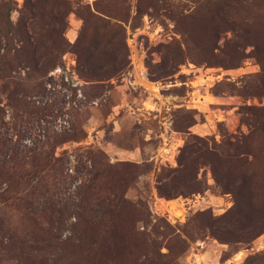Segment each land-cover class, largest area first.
<instances>
[{
  "label": "rangeland",
  "instance_id": "rangeland-1",
  "mask_svg": "<svg viewBox=\"0 0 264 264\" xmlns=\"http://www.w3.org/2000/svg\"><path fill=\"white\" fill-rule=\"evenodd\" d=\"M3 27L10 222L80 216L69 264H264V0H0Z\"/></svg>",
  "mask_w": 264,
  "mask_h": 264
},
{
  "label": "trees",
  "instance_id": "trees-1",
  "mask_svg": "<svg viewBox=\"0 0 264 264\" xmlns=\"http://www.w3.org/2000/svg\"><path fill=\"white\" fill-rule=\"evenodd\" d=\"M64 4H67L64 2ZM9 14V10H6V18ZM4 26L7 23L3 22ZM6 27L0 30V43L3 36L6 38ZM4 56L0 55V61L4 64ZM3 67H0V73L3 72ZM23 152V151H20ZM228 157V156H227ZM3 166H0V175L3 174ZM20 182V181H19ZM6 184V182H4ZM8 184V183H7ZM49 185L46 182L45 185L40 187H47ZM39 187V188H40ZM9 189H2L0 191V199L2 200L0 204V256H6L8 259H0V263L4 261V264H69L70 257L64 252V248L76 247V242L82 244L84 240V230L78 229L76 224H79L80 216L75 215L76 223H74L69 228L63 227H53L55 224L51 220L50 223H45L43 226L40 222L43 220V215L45 212L42 209H36L33 212L26 213L25 211L19 210V225H15L10 222L9 218L6 216L7 210L10 207L19 205L23 200L22 196L18 194L17 198L11 205L8 206V199L6 195ZM125 203V200L123 201ZM38 201L36 200L35 206L38 207ZM15 208V206H14ZM71 217V216H70ZM69 217V218H70ZM34 220V228L27 226V221ZM136 239L139 242V246L143 248L147 244V239L144 234H137ZM126 244L124 239L122 242V247L118 248V253L116 254L115 260L122 257H126ZM161 256V255H160ZM145 259L143 264L149 262V264H169L162 261L155 262L146 260L147 256L144 255ZM160 258H165L163 255Z\"/></svg>",
  "mask_w": 264,
  "mask_h": 264
},
{
  "label": "built area",
  "instance_id": "built-area-1",
  "mask_svg": "<svg viewBox=\"0 0 264 264\" xmlns=\"http://www.w3.org/2000/svg\"><path fill=\"white\" fill-rule=\"evenodd\" d=\"M166 203H168V202H166ZM165 211H166V209H165Z\"/></svg>",
  "mask_w": 264,
  "mask_h": 264
}]
</instances>
